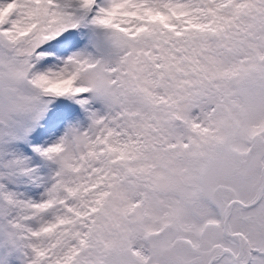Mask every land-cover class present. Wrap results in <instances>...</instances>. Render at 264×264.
I'll return each instance as SVG.
<instances>
[{
  "label": "snow or ice",
  "instance_id": "1",
  "mask_svg": "<svg viewBox=\"0 0 264 264\" xmlns=\"http://www.w3.org/2000/svg\"><path fill=\"white\" fill-rule=\"evenodd\" d=\"M0 264H264V0H0Z\"/></svg>",
  "mask_w": 264,
  "mask_h": 264
}]
</instances>
